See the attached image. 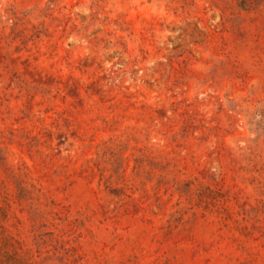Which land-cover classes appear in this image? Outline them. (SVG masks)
<instances>
[{
	"label": "rangeland",
	"instance_id": "rangeland-1",
	"mask_svg": "<svg viewBox=\"0 0 264 264\" xmlns=\"http://www.w3.org/2000/svg\"><path fill=\"white\" fill-rule=\"evenodd\" d=\"M0 264H264V0H0Z\"/></svg>",
	"mask_w": 264,
	"mask_h": 264
}]
</instances>
